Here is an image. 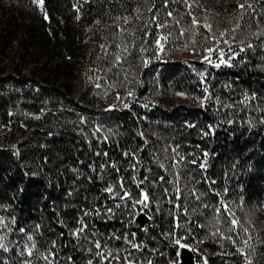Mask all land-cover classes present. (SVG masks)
<instances>
[{
	"label": "trees",
	"instance_id": "16d2710c",
	"mask_svg": "<svg viewBox=\"0 0 264 264\" xmlns=\"http://www.w3.org/2000/svg\"><path fill=\"white\" fill-rule=\"evenodd\" d=\"M248 2L253 8L247 9L240 19L237 0H198L202 6L194 4L191 11L197 15L199 24L192 26V17L187 14L189 9L183 4L173 5L171 0L167 10L179 9V13L173 11L171 17L166 16L162 0H155L152 12L147 10L152 0L147 3L145 0H89L87 3L85 0H45L48 19H44V13L31 0H0V217L6 225H0V237L9 248L7 252L0 249V264H23L25 260L31 264H46L42 255H47L52 240L60 248L58 258L70 254L77 264H84L89 256L86 248L94 245L82 240L84 249L75 246V238L68 236V229L59 220L74 227L78 213L104 203L108 194L102 193L101 187L119 175L115 169L107 168L105 179L101 181L89 164L96 161L99 172L101 160L114 159L121 162L117 166L123 171L127 160L121 150L135 151L140 146H143L139 153L143 163L138 166L139 179L145 175V168L169 180L179 173L180 203L187 204L188 214L181 211L178 215L181 221L191 218L195 246L209 250V264H217V260L220 264H233L234 261L243 264V255H211L213 251L235 252V246L229 241L223 240L221 247L220 237L212 238L216 227L225 235L229 234L223 219L227 214L223 210L214 213L211 208L203 207L202 202L211 204L214 200L203 196L196 200L188 194L193 187L197 194L207 187L203 181L196 183L200 173L205 171L198 167L204 159L202 149L210 154L206 175L216 180L215 187L229 188L226 196L233 197L236 206L254 200L263 192L264 124L260 123V118L264 117V48L256 47L255 51L245 48L233 62L235 66L212 69L213 73L209 72L206 77L212 99L204 107L193 98L204 95V85L181 58L192 54L200 59L201 42L208 32L204 23L211 24L217 36L224 29L229 30L230 36L231 29L239 24L233 49L238 50L240 41L258 44L253 32L264 29V0ZM136 7L140 8V13L133 11ZM157 9L160 10L158 22L168 21L164 28L156 29L155 24L150 23ZM118 16L121 19L117 20ZM125 16L129 17L128 24L122 19ZM146 22L154 32L165 35L171 32L167 42L161 41L165 45L161 60L153 58L155 45H145L148 47L145 53L139 51L142 40L136 37L143 35L140 28ZM121 28L126 30L121 32ZM182 28L183 36L180 35ZM148 40L151 44L152 36ZM225 51L227 53L226 47ZM116 55L127 59L116 62ZM141 56L150 58L147 67L142 65ZM242 57H246V62L239 63ZM128 90H134L136 100L126 97ZM117 92L126 97L130 108H124L116 100ZM177 92H185L187 96H178ZM253 94L255 99H251ZM216 96L220 97V103H216ZM245 96L250 99L242 103ZM111 100L116 101L117 107L105 111ZM144 104L148 107H143ZM81 115L88 123L79 122ZM228 120L233 123L228 124ZM97 123L104 125L105 134H108L107 129H112L108 141L99 146L91 134V128ZM208 123L218 126L215 135L201 139L198 129ZM189 124L196 127H188ZM80 128L88 134L87 138ZM140 132L143 138L138 135ZM173 148L185 157L183 161ZM96 150L101 151V156L95 155ZM103 151H108L109 156L104 157ZM192 159H197V164L189 163ZM73 168L77 171L73 172ZM109 172L111 175L107 174ZM123 174L126 186L131 185L136 194L138 190L131 180L133 170L129 168ZM89 176L93 177L91 181ZM151 179H158V176H150ZM145 186L150 200L153 191L160 200V212L144 226L147 233L138 227L137 218L127 229L119 216L108 221L93 216L85 220L91 222L89 227L95 224L105 235L113 231H135L136 241L146 245L141 251L124 245L122 240L114 243L129 248L133 253L129 259H135L137 264H147L148 260L152 264H167L174 252L170 243L172 237L162 234L175 225V215L170 214V210L175 213V204H169L164 194V187L170 185L154 187L150 182L141 185ZM107 203L111 205L112 201ZM229 206L241 225L237 227L241 236L231 235L244 247L253 264H258L257 231L251 229L237 207ZM150 207L154 210L156 205L150 204ZM214 217H220L219 221ZM127 219L130 217L125 216L124 220ZM196 222L205 227H198ZM20 227L26 232L19 233ZM244 227L252 233V247L243 244L242 238L247 235L242 231ZM61 232L65 235L60 236ZM180 234L182 232L178 231L177 235ZM27 235H32L36 242L31 257L24 250L25 243L32 244ZM197 240H204V243L198 244ZM109 243L111 246L113 242ZM120 255L121 261H112V264H123L125 253ZM38 256L41 258L37 259Z\"/></svg>",
	"mask_w": 264,
	"mask_h": 264
},
{
	"label": "snow or ice",
	"instance_id": "6c2138e0",
	"mask_svg": "<svg viewBox=\"0 0 264 264\" xmlns=\"http://www.w3.org/2000/svg\"><path fill=\"white\" fill-rule=\"evenodd\" d=\"M89 2V0H85V3ZM148 0H145V3H147ZM31 3L39 8L41 12L44 13V19H48L47 12L45 11V0H31ZM171 3L173 5L175 4H183L185 8L189 9L188 15L192 17L191 19V25L195 26L199 24V20L197 18V15L191 11L193 8V5L196 4L197 7H201L202 5H199L198 0H171ZM170 0H162V8L167 10L169 9ZM155 0H152V3L148 7V11L152 12L155 8ZM237 6L238 9L241 10L240 19H243L244 12L247 11V9H252L253 5L248 2V0H237ZM79 11V9H77ZM134 12L140 13V8L136 7L133 9ZM159 9L151 16L150 23H154L156 29L164 28L167 26L168 21L165 19L163 22H158L159 17ZM173 11H177L179 13V9L173 8L172 10L166 11V16L171 17L173 16ZM77 19H79V15L76 16ZM137 19H140V16L136 17ZM117 20L121 19V17H116ZM125 24L129 23V17L125 16L122 18ZM99 23V21H97ZM176 23H179V20L176 21ZM256 24H260V20H256ZM203 27L205 29H208V32L204 34V40L201 42V48L202 53L200 56V60L202 63H206L207 65L214 67L216 69L221 68V66H227V67H233L234 61L236 60V57L240 56L241 53L245 52V48L250 49L252 51L256 50V47L264 48V39H261V36H264V29H258L257 31L253 32V36L255 40L259 41L258 44H254L253 42H248L247 44L244 43V41H240L239 44L241 45L238 50L232 48V44L236 42V29L240 27L239 24H236L231 29V35L229 36V30L224 29L219 31V35L217 36L216 33L212 31V25L208 23H204ZM126 29L121 28V32L125 31ZM140 32L143 33L142 36H138L136 38L141 39L142 43L140 45L139 51L141 53H145L148 51V47H152L155 45V49L153 52V58L156 60H161V53L165 51V45L161 43V41L167 42L168 35H171V32H169L167 35L159 32H154L149 27V22H146L143 26L140 28ZM134 34V33H133ZM180 35H184V29L182 28L180 30ZM152 36V43L149 44L148 37ZM212 43H209V42ZM130 43H132L130 41ZM195 41L193 40V44L195 45ZM221 44L224 45V47H221ZM145 45H148V47H145ZM132 46L135 47V44L132 43ZM103 48L104 46L101 45ZM187 47V45H185ZM225 47L227 48V53L225 51ZM124 51L128 52V48L124 47ZM193 51H196V48L193 47ZM214 53L215 58H214ZM131 53H129L130 55ZM227 55V59H225V56ZM142 61V65L144 67H147L150 63V58L146 56L139 57ZM127 57H122L121 55L115 56V61L120 62L122 60H126ZM239 63L246 62V57H242ZM110 70V69H109ZM197 75L200 77V83L204 85L202 91L204 93L203 96H193L195 100H199L201 107H204L206 103L212 99V94L209 92V86L206 83V77L209 75L207 70L204 72H197ZM91 80L92 78L89 77ZM127 79V77H125ZM142 83V81H141ZM100 85L97 84V87ZM104 95H107V91H105ZM176 95L178 96H187V93L185 92H177ZM126 97H132L133 100H136L137 97L134 95V90H128L126 92ZM126 97H121V94L119 92L116 93V100L123 105L124 108H130V104L126 101ZM255 94L252 95L251 99H255ZM250 99L249 96H245L242 103H247V101ZM216 103H220V97H215ZM225 107H231V105H224ZM117 107V104L108 105V107L105 109V111L112 110ZM143 107L147 108L148 105L144 104ZM79 115V114H78ZM40 117H36V119H39ZM81 124L88 123L85 117L82 115L80 116ZM228 124H232V120L227 121ZM251 123V121H249ZM260 123L264 124V117L260 118ZM254 126V125H253ZM188 127L195 128V124H189ZM217 125H213L211 123H208L205 127L198 129V135L201 136V139L204 137H209L215 135V132L217 130ZM79 131L81 133H84V129L80 128ZM108 134L112 132V129L106 130ZM97 133H100V135H97ZM91 134L93 137L96 138L99 143H103L108 141L109 135L105 134V127L103 124H95L94 127L91 128ZM49 135H52V133H49ZM85 137L87 138L88 134L84 133ZM138 135L143 138L144 134L142 132L138 133ZM144 144H147V140H144ZM89 146L91 147V139H89ZM13 148L16 146L13 145ZM179 146L177 145V148ZM196 147H199V145H196ZM124 158L127 160V167L123 168V171L120 167L117 165L121 163L120 161L114 160V159H107V160H101L99 162V168L100 171L97 172L96 168V161H93V163L89 164L88 167L92 169V172L96 174V176L103 181L105 179V172L107 168L115 169V172L119 175H117L115 180H109L106 185L102 186L100 191L102 193H107L108 196L104 198V203L101 205L94 206L92 208L84 209L82 212L78 213V218L75 220V226L69 227L68 224H66L62 219L59 220V223L63 225V227L68 229V236L75 238L76 245L79 246L80 249H84V244L81 243V241H85L90 245H94V247L89 246L86 248V252L89 254L88 258L84 261V264H94V261L96 264H103L104 261H108L109 264H112V261L120 262L121 261V255L120 253L123 252L125 255L123 256V264H137L135 259H129L130 256H133V253L130 251L129 248H125L123 246H116L115 241H123L124 245H130L131 249H136L137 252L141 251L143 247L146 245L141 242L136 241L137 233L135 231H113L111 233H108L105 235L104 233H101L96 228L95 224H92L91 227H89L90 221H86L85 217L93 216L98 217L101 220L108 221L113 218H116L117 216L120 217L121 224L127 229V226H130L134 224L136 221V218L143 213L145 216H148L149 219L153 218V215L155 213L160 212V200L159 198H156L155 191L152 192V199L150 200V195L148 188L141 187L142 184H146V182H150L154 187L159 185L163 187L165 184L170 185V187H164V194L168 197V203L169 204H175V213H173L170 210V214L175 215V225L171 229V231L162 233L163 235H167L169 237H172L170 240L171 245L174 248V252L172 256L168 258L167 264H184L183 249L190 250L193 253H196V264H209V253L207 249H200L197 246H194L189 241L196 239V234L193 232V228L190 226L192 225V220L189 218L188 220L181 221L178 213L183 211L185 215L188 214V208L187 204L180 203L181 201V188L179 185V173H176L175 177L171 180L166 179L164 175H160L159 173H153V170L150 168H145V175L142 179H139V172L140 168L138 166L142 165L143 158L140 156V152L143 151V146L138 147L135 151H132L131 149H122ZM173 152L176 153V155L180 156V161H183L185 157L178 153L176 151V148H173ZM203 157L204 159L198 164L199 169L205 170L204 172L200 173V178L196 180L197 184H200L201 181L207 186L205 191L200 192L197 194V189L193 187L191 192L188 195H192L195 197L196 200H200L201 197H206L209 199L214 200L213 203H203L202 205L205 208H211L214 213H226L227 215L223 216L225 226L227 229L228 235H225L223 231L219 227H216L215 231L212 233V238L215 239L217 236L220 237V243L221 247H223V240H227L231 243V245L235 246V252H215L213 251L211 255H219L221 257L226 255H235L240 256L243 255V264H253L252 260L249 259V256L245 253L244 247H241L238 245L237 239L233 238V235L231 233H236L237 237L241 236L240 232H237V227L241 226L239 219L235 216V213L232 211L231 207L229 206L228 198L226 194L229 192V188L227 186L223 187L222 189H219L215 187L216 180L212 177L206 175V171L208 168L207 158L209 157V152L207 150L202 149ZM18 150H17V153ZM96 156H101V151L96 150L95 151ZM103 156L108 157L109 153L108 151H103ZM178 163V162H177ZM189 163L195 165L197 164V159H192L189 161ZM174 167L176 164L174 163ZM160 168H164L163 164H159ZM131 168L133 170V174L131 176L132 183L135 184L136 189L138 192L136 194L133 193L131 185L126 186L125 176L123 173H127L128 169ZM73 172H76L77 169L73 168ZM165 171H167L165 169ZM195 171V169H194ZM108 175H111V173H107ZM32 175H35L33 173ZM150 176H158V179H151ZM88 179L91 181L93 179L92 176H89ZM193 179H195L193 177ZM187 197H185V200ZM108 200H111L112 203L109 205L107 203ZM150 204H155L156 208L153 210V208L150 207ZM130 217V219L124 220V217ZM217 221H219L220 217H214ZM15 222V219L13 218V223ZM198 227H205V225H200L198 222ZM0 225H3V218L0 217ZM6 227V225H3ZM37 228H39V225H36ZM138 227L141 228L142 231L147 233L148 229L147 227H144L142 225H138ZM88 230L87 232L85 230ZM19 233H25L26 230L24 227H20L17 230ZM181 231L182 234L177 235V232ZM243 233L248 232V228L244 227L242 228ZM60 236H64L65 233L61 232L59 234ZM131 237V238H130ZM155 239V237H152ZM208 237L206 236L205 239ZM3 237H0V249H3L5 252L9 251L8 246L3 243ZM251 239V236H248L246 239L243 240V244L248 246V241ZM27 240L32 241L31 246H29L27 243L24 244V250L27 252V256L31 257L33 256V249L36 247V242L33 240L32 235H27ZM110 241H112V245L110 246ZM103 243V246H102ZM198 244H203L204 240H197ZM74 246V247H75ZM52 249H55L53 251ZM47 255H42L43 260L46 262V264H60V261L63 260L64 264H77V261H75L72 257V255H66L65 257H59L58 253L60 251V248L57 247V243L55 240L51 241V244L49 248L46 250ZM151 251L155 252L156 249H151ZM255 251V249H253ZM22 256L24 255V252L20 253ZM41 257L38 256L37 259H40ZM98 258V260H97ZM83 259V258H82ZM23 264H31V261L25 260ZM147 264H152L151 260H148ZM233 264H237L236 261L233 262ZM259 264H264V253L259 254Z\"/></svg>",
	"mask_w": 264,
	"mask_h": 264
},
{
	"label": "rangeland",
	"instance_id": "374dc122",
	"mask_svg": "<svg viewBox=\"0 0 264 264\" xmlns=\"http://www.w3.org/2000/svg\"><path fill=\"white\" fill-rule=\"evenodd\" d=\"M215 55L216 54L214 53V58H215ZM225 59H227V55L225 56ZM181 61L184 64H186L189 69L192 70V75H194L195 77H198L197 72H204L205 70H207L208 73L209 72L213 73L212 69H216L214 67L207 65L206 63H202L198 57H196L192 54L184 55L181 58ZM198 61H200L199 65L195 64ZM221 67H223L224 69L228 68L227 66H223V65ZM112 104H116V101L111 100L108 103V105H112ZM238 196H240V194H238ZM234 197H235V195H234ZM232 199H234V198L233 197L228 198L229 205H231L233 207H237L239 213H241L244 216V218L246 219V221L248 222V224H250L251 229L252 230L254 229L255 231H257V234L259 236V241H258L259 244L257 246L258 249L256 251V255H257L256 258H257V263L259 264V254L264 253V189H263V192L259 196L254 198V200L247 201V202L240 204L238 206H236V204L232 202ZM248 236H251V239H252V233L249 231L247 232V235L245 236V238H242V239L244 240ZM251 239L248 241L249 247H252V244H254V240L252 242ZM189 242L195 246V240H191ZM207 251L209 252L208 249H207ZM196 255L197 254L195 253V256ZM226 263L229 264L228 262H226ZM217 264H220L219 260H217Z\"/></svg>",
	"mask_w": 264,
	"mask_h": 264
},
{
	"label": "water",
	"instance_id": "95a60500",
	"mask_svg": "<svg viewBox=\"0 0 264 264\" xmlns=\"http://www.w3.org/2000/svg\"><path fill=\"white\" fill-rule=\"evenodd\" d=\"M137 221L139 225L146 226L149 223V218L141 213L137 217ZM183 254L184 264H195L196 263V256L195 253L191 252L190 250L183 249L181 250Z\"/></svg>",
	"mask_w": 264,
	"mask_h": 264
}]
</instances>
